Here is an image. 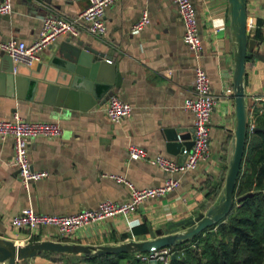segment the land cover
Masks as SVG:
<instances>
[{
    "label": "crops",
    "instance_id": "crops-1",
    "mask_svg": "<svg viewBox=\"0 0 264 264\" xmlns=\"http://www.w3.org/2000/svg\"><path fill=\"white\" fill-rule=\"evenodd\" d=\"M88 3L89 0H12V11L0 16V39L16 37L31 43L38 36L45 15L75 18ZM193 4L202 44L199 54L182 39L184 24L173 1L117 0L105 10L104 35L82 32L61 36L33 64L20 67V72L31 80L23 91L19 90V97L14 85L9 86L0 77V119H12L18 114L28 121L57 122L62 129L59 136L40 135L30 140L28 157L32 167L49 174L33 181L27 190L13 164V138H0L1 237L16 243L47 239L91 246L117 245L151 239V231L206 211L219 200L235 128L234 49L228 25V0H193ZM143 11L148 13L149 22L133 31L132 25ZM247 19H252L248 31L255 44L245 62V100L248 122L255 120L257 128L264 117L262 0H247ZM67 43L87 45L109 54L121 75L120 85L112 83L109 92L99 98L92 96L74 105L58 103L45 88H35L36 81H46L38 76H55L52 62L57 60L59 46L65 48ZM0 59L4 64L10 60L14 67L18 64L1 50ZM196 66L206 71L210 91L217 97L211 114L210 150L195 169L177 175L180 181L173 190L143 201L128 217H108L63 236L53 226L30 231L10 224V217L28 206L39 213L71 214L95 208L104 199L127 201L128 186L105 173L121 174L138 187L163 183L167 173L144 159L130 157L128 147L135 144L152 154L163 153L183 160L174 133L177 130L188 137L185 140H191L193 115L183 108V102L193 95ZM55 77L60 80L58 75ZM228 88L232 89L230 94H226ZM111 94L132 106L131 114L117 122L105 113ZM252 135L247 132V136ZM137 225L147 232L134 234ZM130 253L138 258L137 252ZM66 258L73 259L71 255ZM16 264L59 263L36 255Z\"/></svg>",
    "mask_w": 264,
    "mask_h": 264
},
{
    "label": "built area",
    "instance_id": "built-area-1",
    "mask_svg": "<svg viewBox=\"0 0 264 264\" xmlns=\"http://www.w3.org/2000/svg\"><path fill=\"white\" fill-rule=\"evenodd\" d=\"M117 0H89L75 18H68L61 14L49 13L41 22L39 34L34 41L26 43L16 37L0 39V50L9 55L15 62L26 65L33 64L39 59L41 52L64 35L77 36L82 32L102 36L105 33L103 20L107 7ZM175 3L177 11L184 24L183 41L196 53L202 50L199 35L196 9L193 0H171ZM264 2V0H262ZM12 11V0L0 1V16ZM149 22L148 13L143 11L139 20L132 25L133 31H139ZM252 24V19H247V25ZM264 80V68L262 69ZM193 95L184 99L183 108L193 115L192 144L183 146L182 161H178L166 154H152L142 146L131 144L128 147L129 156L144 159L159 167L165 173L163 183L138 187L121 174L105 173L112 179L125 183L130 192V197L125 202H116L111 199L100 201L95 208L82 209L71 214H46L35 211L31 206L10 217L9 222L17 228H27L30 231L39 227L53 226L59 235H67L88 225L100 222L108 217L126 216L134 213L143 201L159 197L173 190L179 183L178 174L193 170L201 160L209 155L210 150V123L211 114L217 104V97L210 91L209 77L201 66L195 67ZM232 89L228 88L226 94ZM132 106L116 94L108 97L105 113L107 117L117 122L129 116ZM256 129V121L248 122V133ZM61 126L54 121H28L15 114L12 119H0V138L8 136L13 138V164L17 167L23 187L29 189L33 181L48 176V171L34 169L28 157V146L32 138L44 135L56 137L61 134ZM173 250L166 246L153 252H137L141 264H150L151 259H156L161 264H169ZM2 263V262H1ZM4 264V263H3Z\"/></svg>",
    "mask_w": 264,
    "mask_h": 264
},
{
    "label": "water",
    "instance_id": "water-1",
    "mask_svg": "<svg viewBox=\"0 0 264 264\" xmlns=\"http://www.w3.org/2000/svg\"><path fill=\"white\" fill-rule=\"evenodd\" d=\"M228 21L232 46L234 49V74L233 96L235 103V128L231 142L230 156L225 176L223 193L219 200L200 211L195 216L171 222L163 229L151 231L152 238L144 240H130L117 245L91 246L81 243H69L59 240H35L26 243H16L12 239L0 236V262L16 264L17 261L35 257L42 251H60L67 253H82L85 255L119 253V252H153L154 250L180 244L193 238L195 235L210 228L223 220L232 210L234 202H240L247 195L235 196V186L238 179L241 163L245 153V143L248 128V110L246 93L244 89L245 62L253 49L255 40L249 37L247 25V0H228ZM57 60L52 62L56 77L41 75L46 81H36L35 88H45L50 97L60 103L77 104L82 100H89L92 96L97 99L101 94L109 92L112 83L120 85L121 75L115 70L113 58L104 51L90 48L87 45H74L67 43L65 48L59 46ZM7 63V64H6ZM0 59V77H4L7 84L12 83L17 96L19 90H24L31 77L20 72V67L28 65L14 64L8 60ZM96 102V101H95ZM256 130V129H255ZM187 136L177 130L174 140H179V150L183 146H190L192 140H185ZM182 140V141H181ZM173 148V147H172ZM177 152V151H172ZM184 159V155H183ZM174 254L171 255V258ZM150 264H158L156 259H151Z\"/></svg>",
    "mask_w": 264,
    "mask_h": 264
},
{
    "label": "trees",
    "instance_id": "trees-1",
    "mask_svg": "<svg viewBox=\"0 0 264 264\" xmlns=\"http://www.w3.org/2000/svg\"><path fill=\"white\" fill-rule=\"evenodd\" d=\"M246 143L235 196L252 194L234 202L231 212L216 225L172 245L174 257L169 264H264V117ZM145 232L140 225L133 228L134 234ZM38 255L59 264H140L130 252L77 255L42 251ZM69 255L73 259L67 260Z\"/></svg>",
    "mask_w": 264,
    "mask_h": 264
}]
</instances>
